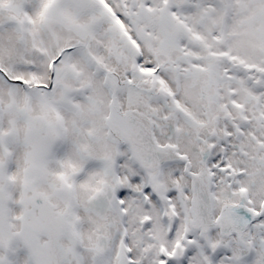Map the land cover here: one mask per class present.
<instances>
[{
	"label": "snow or ice",
	"instance_id": "snow-or-ice-1",
	"mask_svg": "<svg viewBox=\"0 0 264 264\" xmlns=\"http://www.w3.org/2000/svg\"><path fill=\"white\" fill-rule=\"evenodd\" d=\"M0 264H264V0H0Z\"/></svg>",
	"mask_w": 264,
	"mask_h": 264
}]
</instances>
